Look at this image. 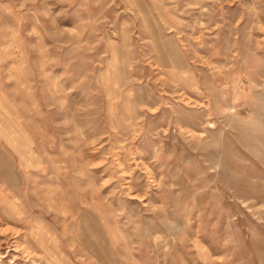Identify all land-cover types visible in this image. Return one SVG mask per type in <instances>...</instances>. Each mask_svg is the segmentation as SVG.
Instances as JSON below:
<instances>
[{"label": "rangeland", "instance_id": "1", "mask_svg": "<svg viewBox=\"0 0 264 264\" xmlns=\"http://www.w3.org/2000/svg\"><path fill=\"white\" fill-rule=\"evenodd\" d=\"M0 264H264V0H0Z\"/></svg>", "mask_w": 264, "mask_h": 264}, {"label": "bare ground", "instance_id": "2", "mask_svg": "<svg viewBox=\"0 0 264 264\" xmlns=\"http://www.w3.org/2000/svg\"><path fill=\"white\" fill-rule=\"evenodd\" d=\"M182 74H184V73H182ZM181 74V77H183L184 78V76ZM173 75H175V76H178V73L176 72V71H173ZM185 75V74H184ZM174 76V77H175ZM187 77H189L190 78V75L189 74H187ZM6 243V242H5ZM18 248V247H17ZM15 249V248H14ZM3 254V253H2ZM32 254V253H31ZM3 256H5V255H2V257ZM34 263V262H33Z\"/></svg>", "mask_w": 264, "mask_h": 264}]
</instances>
